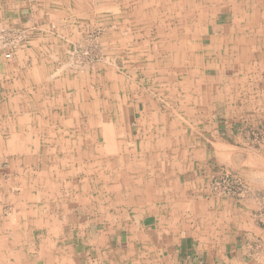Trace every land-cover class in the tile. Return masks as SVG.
I'll list each match as a JSON object with an SVG mask.
<instances>
[{
	"label": "rangeland",
	"instance_id": "obj_1",
	"mask_svg": "<svg viewBox=\"0 0 264 264\" xmlns=\"http://www.w3.org/2000/svg\"><path fill=\"white\" fill-rule=\"evenodd\" d=\"M39 1L40 4L17 0L19 6L14 12L4 5L5 12L0 18V59H4L3 50L13 52L14 59L4 61L15 65L12 78L6 80L9 82L8 104H3L4 110L0 109V135L8 138L11 122L16 117L12 108L17 106L21 121L26 114L47 117L51 113L58 118L66 114L73 122L83 120L77 123L83 132V142L81 139L77 142L83 144V157L69 159L67 153L61 152L55 159L58 165L50 172L49 164L53 159L46 155L48 153H36L35 141L27 142L28 150L25 146L24 151L25 144L19 142L18 150L13 151L2 138L6 148L3 146L0 150V264L15 262L16 256H21L16 253L20 249L25 252L23 260L32 261L37 257L33 249L61 244L66 233L59 238L55 230H62L67 215H82L83 222L92 219V230L96 220L101 228L112 230L129 224L128 204L134 198L132 188H117L121 197L116 200L109 198L111 189L96 188L94 184L101 181L102 173H106L103 178L107 182L117 183L118 170L129 169L123 166L119 149L114 152L116 155L110 150L99 152L103 141L91 135L94 128H88L92 122L89 119L96 117L93 115H98L100 121L104 117L106 122H113V128L109 129L118 142L122 141V146L128 145L126 150L146 151L145 156L130 159L137 163L138 172L125 173L126 177H149L152 184L146 185L155 190V198L162 197L168 203L177 201L181 192L178 190L184 182L195 181L189 196L196 191L194 193L202 198L212 200L215 211L211 216L215 214L216 219L229 220L231 227L226 236L221 235L216 225L215 237L208 238L202 232L196 240L205 251L208 244L210 249L212 247L214 260L211 258L210 264L213 261L215 264H264V0L263 6L259 0L258 14L263 15L259 27L251 22L255 14H242V17L232 12L233 7L240 6V0H232L237 5L230 2L215 7H205L206 3L211 5L208 0ZM254 1L246 0L249 7ZM195 21L200 23L198 27L185 29L184 33L191 41L198 37L201 46L204 49L211 46L213 52L194 66H191L192 61H186L180 69L183 71L177 72L181 75L177 79L176 65L180 63H174L178 58L173 48L167 52L170 65L166 68L158 65V58L166 51L164 48H169L165 45L170 43L171 33L180 40L185 37L186 23ZM239 23L236 29L231 28ZM31 39L36 40L39 57L45 56L43 66L49 67L53 74L65 67L70 72L68 78L59 73L54 87L43 78L38 84L33 81L32 60H23V66H19L15 55L16 51L24 50ZM237 40L240 42L236 43ZM125 43L132 46V52ZM118 45L125 48L115 50ZM27 47L25 51L32 50L30 42ZM181 54L184 56L185 52ZM160 61H167L166 57ZM159 69L161 74H158ZM109 72L114 74L115 84L117 81L122 90H113V97L103 100L96 97L97 87L103 76V94L112 91L114 82L110 85L105 78ZM64 79L70 82L69 86H65ZM132 86L142 87L139 95ZM139 97L147 108L138 103ZM119 100L121 102H117ZM122 105L124 127L119 112ZM19 106L29 108L21 111ZM25 127L20 132L15 126L14 132L23 137L28 131ZM69 130L68 137L76 139V131L72 127ZM50 143L41 142L40 147L52 154ZM66 143H59V147ZM46 146L48 149L43 148ZM199 150L201 164L197 167L195 158L191 157L192 151ZM205 152L209 158L204 156ZM86 183L92 188H83ZM161 183L162 189L158 185ZM21 185L27 187L28 193L39 195L38 200L34 196L35 208L40 206L41 216L38 214L37 220L18 215L15 199L21 196ZM26 204L29 206L25 207L32 208L31 202L26 201ZM244 214L246 224L239 218ZM47 215H56V221L42 217ZM235 221L240 222L241 230L235 228ZM199 224L202 226V222ZM6 251L13 253L8 255Z\"/></svg>",
	"mask_w": 264,
	"mask_h": 264
},
{
	"label": "crops",
	"instance_id": "obj_2",
	"mask_svg": "<svg viewBox=\"0 0 264 264\" xmlns=\"http://www.w3.org/2000/svg\"><path fill=\"white\" fill-rule=\"evenodd\" d=\"M3 1L4 0H2L3 5L6 3L8 7L12 8L13 6L12 12L15 11L14 7L19 6L18 5L19 2H17V0H6L5 3ZM33 1L38 2L39 0H33ZM208 1L211 2V5L206 3L205 7L228 5L230 2L236 4L232 0H208ZM239 2H240V6L233 7L232 12L235 14L239 13L241 14V16L242 14H255L256 17L254 16L251 22L255 23V25L259 27L258 26V24H260L259 19H263L264 14L260 17V14H258L260 10L258 8H260L261 5L263 6V0L261 2V5L259 3V0H255L254 1L255 4L254 5L252 4L250 7L248 5V2H246V0L244 2L243 0H240ZM243 6H245L246 8H244ZM178 8L180 7L178 6ZM245 9L248 10L245 11ZM178 13H182V12L179 11ZM245 20H247V18ZM197 24L200 23L199 22L196 23V21L191 23H186L185 27L183 28V33L185 29L197 28L198 27ZM240 24L241 23L236 24V26L233 24L231 25V28L236 29L238 27L237 25ZM246 25H248V23H246ZM182 39L184 40L180 44L182 45V47H187V48L180 49L178 46V50L176 52V54L178 52L179 54L185 52L184 56L179 57V61L181 62L179 66L176 65V69L179 70V71L176 70L177 79L181 76V75L179 76L177 72L183 71L180 69L181 68L183 69V66L186 65V61H192L191 66H194L200 61V59L204 60L205 56L207 57L210 53L213 52L211 46L205 47L204 49V47L201 46V44L199 43L198 37L195 39L193 38V40L191 41L190 39H188L187 34H185V37H182L181 40ZM238 41L239 40H237L236 43ZM222 42H223L222 46L226 51L225 47L227 46L224 44V40ZM22 52L23 50L20 51L21 54L16 56L17 62L16 61L15 62L18 63L19 66H23V63H21L23 62V60L28 61L30 59L31 61V58L28 55L29 50H26V53H22ZM164 57H166L167 59V55H165ZM42 58L44 59V57ZM32 64L35 67V71H33L34 73H31L32 79L34 82L38 84V82H40L39 79L45 74L40 73L39 65H34L33 61ZM14 68H15L14 63L13 64L5 63L4 59H0V93H1L0 109H4L3 104L5 105L8 104L7 96L9 93L7 92L9 88L8 86L9 82H6V80L8 81L10 78H12ZM168 70L170 71L169 68ZM46 77L47 75L44 76L43 78ZM1 79L3 80L5 79V81L2 82ZM54 86L55 85H52V87ZM133 87L135 89L134 93H137L139 95L140 93L138 91H140V88L142 87L139 88H137V86H133ZM131 92H133V89L131 90ZM131 92H129L128 94H130ZM158 93L161 92L158 91ZM139 98L137 100L138 103H141L143 105V108L144 107L147 108V105L145 106V104L141 102L142 101L141 97ZM125 105L126 103L124 104V106ZM16 108H18V106ZM27 108L29 107H22L21 109V107L19 106V110L21 111ZM119 112L120 114L122 113V120H123L122 126L124 127L125 119L123 115V105L121 106ZM18 114L20 115V113ZM26 115L27 116L25 117V119L23 118L24 120L21 122L17 120L11 122L9 132L7 134L8 138L10 139L14 138L13 135L15 136L17 135V133L14 132L15 126H18L20 128V132L22 131V127L27 126L28 129L25 136L20 137V135H17L18 143L23 141V139L27 140V138H29L30 141L34 142L36 141L37 138L38 140L40 138L42 139L45 138V140H51V138L55 139V137L61 136V131L59 129H56L57 125H60L58 124L56 119L58 118V116L56 117L51 113L47 116L48 118L44 117L43 115L42 116L41 115L32 116L28 114ZM65 116L66 114H64V116L61 117V121L63 122V124H65L66 121H69L68 122L69 126L76 131L75 133L76 139H71V137L70 138L68 137V140L72 143H69L70 147L68 148H64V149L61 148L62 151H60V153L61 152L67 153L69 155L67 156V158L69 159L73 158L74 156L80 157L79 158L80 160L83 157V144L81 143L80 145H78L77 142L79 139H81V142H83V132L79 129L77 123L81 124L83 120L77 119L75 122H73L71 117L70 120H68L69 118L66 119ZM39 118L42 122L43 127L50 128L51 126L53 128L51 131L52 134L51 132L49 134L45 133L43 129L40 130L41 132L39 131L40 127L39 124L37 123L39 122ZM65 127H68V125ZM24 129L26 130V127ZM0 137L3 139H7L1 135ZM125 137H126V133H125ZM126 140L128 143L129 139H127V137ZM217 141L220 143L225 142V140L223 139H219V140L217 139ZM72 150H74L75 153H73ZM128 152L131 155L133 154L132 156H134V158H136L135 156L143 157L146 155V151L143 149L142 152L141 148L139 152L137 151V154L135 150L132 151L128 150ZM192 152L194 155H196V157L194 155L191 157L193 159L195 158L194 160L196 164H194V166L199 167V165L201 164L200 150L192 151ZM204 156L207 158L210 157L207 152H205ZM213 156L215 157V153ZM64 163L66 165V161ZM133 166H131L130 171H128L126 167H123L122 170L119 171L120 174L116 180L117 183L107 182V180L103 178L106 177V173L104 174L102 173L101 175L102 178L100 182L94 183L95 185L97 184L98 186L96 188L107 187L111 189L112 195L109 198H116V200L120 199L121 197L120 194L116 192L117 188L121 186L126 188H132V195L134 194V198H131L128 204L130 206L129 208L130 214L128 219L129 224H127V226H121L118 230L115 229L112 230L110 228L104 229L103 226L101 228V225L98 224V220H96L95 229L92 230L91 229V224L93 223L92 219H86L83 222L82 215H77V216L67 215L66 220L65 221L63 220L64 226H62V230H55V233H57V237L59 238L61 237V235L63 237V234L66 233L65 240H63L61 244L59 243L49 244V247L47 249L40 247L39 249H33L32 253L34 256L37 255V257H33L32 261H24L23 256L25 255V252L23 251V249H20L19 251H16V253L19 255L21 254V256L19 257L16 256L15 262H7L6 264H210L209 260L211 258L212 260H214V257L212 256L214 254L212 251V247L210 249V246L208 244L206 247L207 251H205L204 246L202 244L199 245L196 240H198L200 238V235L203 233L206 234L208 238L215 237V231H217L216 225H219L218 231L221 233V235L226 236L227 232H229L231 227L229 220H226L227 218L225 217L224 218L221 217L222 219L221 218L216 219L215 214L211 216V212L213 210L215 211V204L212 200H207L206 198H202L197 193H194L196 191L193 192V195L189 196V191H191L190 189L196 185L195 181H191L190 183H186V184L185 182L183 183V186L180 187L178 190L181 191L179 192L180 197L177 199L175 203L164 202L162 197H160L159 200H157V198H155L157 194L153 192L155 190L152 189L151 186L146 185L148 183L152 184L149 177L135 179V178H128L125 176V173L131 172L130 174H134L138 172L135 168L137 167L136 162ZM184 171L185 173H188L187 169ZM98 173L101 174L100 172ZM80 182L83 183V181ZM89 183L93 185V183L91 182ZM140 183L144 184V186H139ZM90 184L88 183L83 184V188L86 187L92 188L90 187ZM145 185L147 187H145ZM158 185H160L161 189L164 186L162 183ZM200 185L201 184H199V186ZM176 189L178 188L176 187ZM37 198L36 200H38ZM36 200L33 197V199L28 201V203L31 202L30 204V207H32L31 209L25 207L28 204L26 203L24 204L23 202L24 200L20 203L18 202L15 203L16 207L17 206L19 207L18 213L20 214L18 215H21L22 218H30L32 220H37L36 218H38L39 215L41 216V214L39 212L40 206H38L39 208L38 207L35 208L36 204L34 203V201ZM210 207L212 209H210ZM190 215H193V217ZM205 215H207L209 218L207 219L204 218ZM242 216H240L239 218H241L240 220H242L243 223L246 224L247 217L245 214ZM42 217H46V219L54 222L57 219L56 215L55 216L47 215ZM211 217H213L214 219H212ZM196 222H198V225L194 224ZM199 222H202V226L199 224ZM231 222L233 223V221ZM212 223L214 225H212ZM237 223L235 221L236 224L235 228L239 230L241 228V225L240 222ZM52 231L54 230H51V232ZM220 233L217 234L220 235ZM1 253L3 254V252ZM12 253L13 251H6V254L8 255ZM207 254H208V258H207ZM1 264L3 263L1 262ZM211 264H215V262L213 261L211 262Z\"/></svg>",
	"mask_w": 264,
	"mask_h": 264
},
{
	"label": "bare ground",
	"instance_id": "obj_3",
	"mask_svg": "<svg viewBox=\"0 0 264 264\" xmlns=\"http://www.w3.org/2000/svg\"><path fill=\"white\" fill-rule=\"evenodd\" d=\"M4 3L6 2V0H4L3 1ZM38 3L40 4V1H38ZM4 5H6L7 6V4L5 3ZM3 4H2V0H0V18L3 16V13L2 12H4L5 11V6H4ZM45 5V4H44ZM39 6V5H38ZM38 6H37V8H38ZM12 8H13V6H12ZM14 8H17V7H14ZM31 8V7H30ZM34 9H36V8H34ZM36 12L37 13H39V10L38 9H36ZM34 13V12H33ZM3 19V18H2ZM28 21V20H27ZM12 24H17V23H15V22H13ZM18 25H20V24H18ZM1 28V27H0ZM117 29V28H116ZM177 33H175V35H176ZM170 38H169V41H170V43H168V44H166L165 45V47H169L168 49H166V48H164V50H166V51H164L163 53H161L160 55H159V58H158V65H160V67H163V68H166L168 65H170L169 64V59L167 58L166 60L167 61H164L163 63H161V61H160V59L162 58V57H164L165 55H167V52L169 51L170 52V50L172 51V48H173V51L176 53L177 52V50H178V46H179V48L180 49H182L183 47L182 46H180V44L179 43H181L182 41H181V39L180 40H178L177 39V37L178 36H174L172 33H171V35L169 36ZM150 40H152V39H150ZM161 40H163L162 38H160V41ZM158 41V40H157ZM156 41V42H157ZM29 42H30V44H31V49L32 50H29L30 51V53L28 54L29 56H30V58H31V60L33 61V63H34V65H39L40 66V73L41 74H45L44 76H46L47 75V77L46 78H43L44 76H42L41 78H43V79H46L47 80V83L48 84H50V85H55V76L56 75H59V73H62L65 77V79L66 78H68V75L70 74V72L69 71H67V70H65V67H62V68H58L57 70H55L54 71V74L53 73H51V71H50V68L49 67H46L45 68V66H43V61L41 60V58L42 57H45L44 55L43 56H40L39 57V50L40 49H38V46H37V43H35L36 42V40H33V39H31V40H29ZM29 42L26 44L27 46H29ZM125 42V41H124ZM151 43V42H150ZM123 44V43H122ZM121 44V45H122ZM126 45V47L128 48V51H133L131 48H132V46L129 44V43H125ZM124 45V44H123ZM157 45V44H156ZM178 45V46H177ZM26 46V47H27ZM125 46H122L121 48L119 47V45H118V47H116V49L115 50H118V49H123V47L125 48ZM148 46V45H147ZM26 47H25V49H26ZM28 48V47H27ZM143 48H145V47H143ZM25 49L23 50V52L22 53H26V51H25ZM145 51H147V49L145 50ZM3 52V54H2V58H4V59H7V60H12V59H14L13 58V52L11 53V52H6V51H2ZM42 52V51H41ZM131 52H130V54H131ZM139 52H140V50H139ZM182 52V51H181ZM136 53V52H135ZM152 53H153V51H152ZM19 54H21L19 51H16L15 52V55L16 56H18ZM153 54H155V53H153ZM130 56H132V55H130ZM133 56H134V54H133ZM180 56H183L181 53L179 54V52L175 55V57L176 58H178V59H175L174 60V63L175 62H177V61H179V57ZM167 57H168V55H167ZM171 58V57H170ZM183 60V59H182ZM171 62V61H170ZM179 63H181L180 61H179ZM64 64V63H63ZM62 64V65H63ZM150 64V63H149ZM148 64V65H149ZM57 67H58V65H57ZM61 67V66H60ZM44 70V71H43ZM165 70V69H164ZM45 71H47V72H45ZM161 72V69H159L158 70V74H161L160 73ZM163 73V72H162ZM50 75H52V77H50ZM111 75V76H110ZM59 77V76H58ZM113 77H115L114 76V74H112V73H108V74H105V78L110 82V85H112V82H114L113 83V85L111 86V89H112V91H110L109 93H108V95H106V94H103V92H102V89H101V87L105 84V83H102V80H103V76H102V79H101V81H100V84H98V87H97V89H98V94H97V96L96 97H102L103 98V100H104V98H112L113 96H112V94H113V90H115V92H117L118 90H122L121 89V86L119 85V83L117 84V81H116V84H115V78H113ZM41 78L39 79V80H41ZM64 79V80H65ZM86 80V79H85ZM70 82L67 80H65V86L67 87V86H69L68 84H69ZM107 83V82H106ZM99 85H101V86H99ZM133 87V86H132ZM69 88V87H68ZM117 90V91H116ZM91 93V92H90ZM68 97V96H67ZM116 99H118L117 97H116ZM100 100V99H99ZM66 101V100H65ZM105 101H107V100H105ZM6 102V101H5ZM75 102V101H74ZM104 101H102V103H103ZM117 102H121V100H119V101H117ZM63 104V103H62ZM68 105V104H67ZM103 105V104H102ZM99 106H101V104L99 103ZM98 106H96V107H94V108H97ZM13 110H15V113H14V116H16V117H14V120L13 121H15V120H17V121H19V122H21V120L19 119V118H21L20 117V115L19 114H17V108H12ZM4 110V109H3ZM12 111V110H11ZM3 115V114H2ZM68 115V114H67ZM24 116V115H23ZM70 116V115H69ZM94 117H95V119L94 118H90L89 120L90 121H92V122H89V124H88V128L90 127V128H94L93 129V132H92V134L91 135H94V137L95 138H99L100 140H102L103 141V145H102V148H101V146L100 147H98V149H100V151L99 152H102V151H105V152H108V150H110L109 152H112V155L114 154V152H116L118 149V151L117 152H119V157H120V160L121 161H123L122 162V164H123V166L125 165V166H127L128 167V169H129V171H130V169H131V166H133L134 164H135V162H131L130 161V159H133L134 158V156H132L129 152H128V150H126V149H129L127 146H122L121 144H122V141L121 142H118L116 139H115V135L110 131V129H109V127L111 128H113V122L112 121H109V123L108 122H106V120L104 119V117L102 118V120L100 121V117H97L98 115H93ZM19 117V118H18ZM63 117V116H62ZM70 119V117H66V119ZM24 119H25V117H24ZM57 119V122H58V124H60V125H57V127H56V129H59L60 131H61V136L60 137H55V139L54 138H51V140H45V138L44 139H42V138H40L39 140H38V138L36 139V141H35V147H34V151L36 152V153H39V154H42V153H48V154H46V155H49L48 157H50V155H51V158L50 159H53V161H51V165H49V167H51V169H50V172L58 165L57 163H56V161H55V159H56V157H57V155H58V153H60V151H62L61 150V148H68V147H70L69 146V143H66V142H69V140H68V134H69V124H68V122L69 121H66L65 122V124H63V122L61 121V118H59V120H58V118H56ZM68 119V120H69ZM108 121V120H107ZM1 122V121H0ZM57 124V123H56ZM68 125V127H65V126H67ZM39 127H40V130H44L45 131V133H47V134H49L51 131H52V127L50 126V128H45V127H43V125H42V122H41V120H40V118H39ZM66 129V130H65ZM51 134H52V132H51ZM98 134V136H96ZM14 136V138H7L6 140H5V142L8 144V147H10L11 148V150H13V151H17L18 150V146H17V143H18V141H17V139H18V136L16 135H13ZM87 138V137H86ZM93 138V137H92ZM5 142H4V140L0 137V150L3 148V146L4 145H6L5 144ZM21 142H23L25 145H23V151L24 150H28V148H27V142H30V139L29 138H27V140L26 139H23V141H21ZM41 142H45V143H50L51 145H50V152L52 151V154H50L47 150H43L40 146V143ZM66 143L65 144V146H60L59 147V143ZM25 146H26V149H24L25 148ZM5 147V146H4ZM6 148V147H5ZM43 148H45V149H48L47 148V146L46 147H43ZM97 149V150H98ZM120 149H121V151H120ZM137 153V152H136ZM85 154V153H84ZM88 154H90V153H88ZM114 155H116V154H114ZM2 156H3V154H2ZM60 166H62V165H60ZM62 167H64V166H62ZM122 170V169H121ZM58 171V170H57ZM119 171L120 170H118V176H119ZM62 172V171H61ZM113 172V171H112ZM123 173V172H122ZM59 174H60V171H59ZM118 176H116L115 175V177H118ZM114 177V178H115ZM113 178V177H112ZM113 178V179H114ZM22 186V185H21ZM25 188H27V187H25V186H22L21 187V189H23L22 191H21V196L18 198V199H15L16 200V203L18 202V203H20V202H22L23 200L25 201H23L24 202V204L26 203V201H29V200H31V199H33V197L35 196V195H32V193H30V191H29V193L27 192V190L25 189ZM36 198L37 197H39V195L38 194H36V196H35ZM21 199H22V201H21ZM23 207H24V205H23ZM34 207V206H33ZM37 216V215H36ZM1 239V238H0ZM0 245H1V241H0Z\"/></svg>",
	"mask_w": 264,
	"mask_h": 264
}]
</instances>
